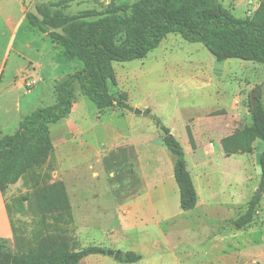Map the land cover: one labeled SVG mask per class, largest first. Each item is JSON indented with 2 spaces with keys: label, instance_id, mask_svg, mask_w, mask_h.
Returning <instances> with one entry per match:
<instances>
[{
  "label": "rangeland",
  "instance_id": "374dc122",
  "mask_svg": "<svg viewBox=\"0 0 264 264\" xmlns=\"http://www.w3.org/2000/svg\"><path fill=\"white\" fill-rule=\"evenodd\" d=\"M61 1L67 0H0V136L13 133L25 112L55 103V83L82 67L80 60L67 56L62 44L49 36L48 32H62L61 28L45 26L47 32L41 31L26 16L20 19V14L34 13L42 21L41 13L46 11L68 16L90 13L93 16L87 20H94L136 0H68L53 5ZM263 2L214 0L237 18L254 17ZM113 67L115 81L109 83V90L117 102L98 110L75 82L73 111L49 126L52 152L3 191L12 236L0 239L21 256L46 242L52 248L59 243L70 250L100 245L143 254L141 260L130 263L108 254H92L78 264H264V191L259 190L256 144L250 153L230 156L212 145L210 162L205 163L203 138L196 135L199 148L193 151L183 127L189 117L203 119L207 111L235 116V125L227 118L226 132L251 125V97L260 91L264 100V64L228 58L217 75L202 43L171 32L144 58L113 62ZM22 78L23 86L18 84ZM32 79L36 83L27 86ZM235 98L240 100L238 110L232 108ZM125 103L127 107L122 106ZM153 117L174 131L201 196L207 195V189L214 197L211 205L202 204L178 216L183 212L173 176L175 158L163 144ZM201 172L208 173L205 181L197 175ZM138 195L161 202L171 218L156 225L150 216L148 224L135 221L122 230L118 211H123V201ZM255 196L251 223L235 228L233 219L247 211ZM51 198H56L55 206H38ZM80 211L85 226L92 217L91 232H82L75 218ZM105 230L114 233L107 236Z\"/></svg>",
  "mask_w": 264,
  "mask_h": 264
},
{
  "label": "trees",
  "instance_id": "16d2710c",
  "mask_svg": "<svg viewBox=\"0 0 264 264\" xmlns=\"http://www.w3.org/2000/svg\"><path fill=\"white\" fill-rule=\"evenodd\" d=\"M41 15L42 21L34 13H27L26 17L44 32H47L45 26L61 28L62 32L51 30L49 36L58 45L62 44L67 56L80 60L82 67L55 83V103L25 114L13 133L0 136L2 193L24 173L45 162L52 152L49 126L73 111L75 82L98 110L112 106L117 102L109 90V83L115 81L113 62L144 58L171 32L179 33L189 42L202 43L220 60L240 58L264 64V2L252 18H237L214 0H136L130 5L113 8L94 20H87L93 16L90 13L68 16L46 11ZM122 106L127 107V104ZM248 108L252 124L221 141L227 156L250 153L259 139L264 143V100L260 91L251 97ZM153 120L162 131L163 144L175 158L173 176L179 189L180 207L184 211L191 210L198 195L187 169L184 149L169 127L158 117ZM187 131L194 146L191 131L189 128ZM261 156L259 190L264 191V150ZM257 200V196L253 197L247 211L232 221L234 227L241 229L251 223ZM56 202V198H51L42 200L38 206L51 208ZM50 245L51 242H46L21 256L13 254L5 240L0 239V264H78L90 254H106V248L100 245L74 250L68 249L65 243H59L56 248ZM141 258V253L129 250L122 253L121 261L130 263Z\"/></svg>",
  "mask_w": 264,
  "mask_h": 264
},
{
  "label": "crops",
  "instance_id": "0c3cea01",
  "mask_svg": "<svg viewBox=\"0 0 264 264\" xmlns=\"http://www.w3.org/2000/svg\"><path fill=\"white\" fill-rule=\"evenodd\" d=\"M0 6H1V4H0ZM22 8H23V6H22ZM25 13L26 12H23L20 14V16H19L20 19L25 18V16H26ZM0 17H2L1 10H0ZM17 56L21 57L22 53L20 51H18ZM1 64H0V73L2 71L1 70ZM223 66H224V64H223ZM2 74H3V71H2ZM23 81H24V78L19 80L18 84L22 85V86L25 85V83ZM27 91H30V89L29 90L27 89ZM233 102H234L233 103L234 105L232 108L234 110H238L237 108H240L239 107L240 100L235 98ZM223 108H220L219 110H223ZM16 110L20 112V106H18V109H16ZM225 110H228V109H225ZM25 114H27V113L25 112L24 114H22V116ZM203 115H204L203 119H198V120H196L193 117H189L187 119V121H185L183 123V127H184L185 135L188 138L189 143H190V140H189L187 128H189L191 131L194 143L196 144V147L191 146L193 151H197L199 148V144H198V142H196V135L198 134L199 136H201V138H203L201 140V142L204 143L203 148L205 149V154L202 156V160L206 163V162H210L209 150H211L212 145L215 147H218V148L220 147V151L222 152V154L227 156L224 153L223 148L221 146L222 139L232 133V132H226L228 130V129H226L227 128V126H226L227 125V118L232 119L231 123H233V125H235L237 122H236L235 116L230 114L229 112L216 113V114L212 115V114H210L209 111H207ZM250 117H251V115H250ZM202 128L204 129L203 132L201 131ZM170 130L173 131L172 129H170ZM0 134H3V133L0 131ZM187 169L189 170L188 164H187ZM189 173L191 175L193 184H194L195 189L197 191V195H198L197 203L193 209L188 210V211L182 210L183 213L179 212L178 216L189 214L190 212L197 210L202 204L209 206V205H211V202H212V201H210V199H214V197L211 198L212 195L210 193H208L207 189L205 190L207 195L205 197L201 196V194L199 192V188L196 184L195 178L191 174L190 170H189ZM207 174H208L207 172H201L200 174H197V175H199L198 177L201 178L202 180L204 179V181H205L206 177L208 176ZM205 185L207 188L209 187L208 183H206ZM155 188L156 187H153V189H155ZM139 198H140V196L138 195L135 199H131L129 201H123V204L121 205V207L123 208V211H121V212L118 211V213L120 214V219L118 221L119 222L118 224L122 230H124L125 227L129 228V226H132V224L135 221H143L144 224H148V222H149L148 218H150V216H152L153 224H156V225H159L162 220H169V218H171V216L166 215V210H164V209H166V206L163 205L161 202L156 203L150 197L147 200H142ZM179 200H180V195H179ZM222 204L230 206L231 202H228V203L223 202ZM232 205H236V203H232ZM125 208L127 209V211L124 210ZM82 214H83L82 211H80L79 213L76 212L75 218L77 219V221H79L81 223V228L83 226L82 232L86 233L88 230H90V232H91L92 231V225H93L92 217L90 218L89 223L86 224V226H85V222H84V219L82 217ZM226 219H228V218H226ZM233 220H235V219H233ZM112 232L113 231H109V230L104 231V233L107 236H108V234H112ZM232 235H233L232 236L233 238L236 237V233L233 232ZM11 236H12V226H11V222H10V212H9L8 207H7V203L5 202V198L3 196V193L0 191V237L9 238ZM239 251H240V248H239ZM121 253H124V252H121ZM90 255H92V254H90ZM88 256L84 257L82 260H84ZM142 258H143V254H142Z\"/></svg>",
  "mask_w": 264,
  "mask_h": 264
},
{
  "label": "water",
  "instance_id": "95a60500",
  "mask_svg": "<svg viewBox=\"0 0 264 264\" xmlns=\"http://www.w3.org/2000/svg\"><path fill=\"white\" fill-rule=\"evenodd\" d=\"M210 54L213 58L214 72L217 75H220L222 72V69H223L224 61L220 60L214 52H210ZM70 114L67 115L66 118H68L70 116ZM263 150H264V143L262 142L261 139H259L257 142L256 148H255V161H256L258 173H260V174L262 172V166H261V157L262 156H261V154H262ZM106 254L113 256L116 260H119V261H121V259H122V253L120 251L106 250Z\"/></svg>",
  "mask_w": 264,
  "mask_h": 264
},
{
  "label": "built area",
  "instance_id": "2783aa9c",
  "mask_svg": "<svg viewBox=\"0 0 264 264\" xmlns=\"http://www.w3.org/2000/svg\"><path fill=\"white\" fill-rule=\"evenodd\" d=\"M35 83H36V80H35V79H32L31 82H30L29 84L27 83V86H32V85H34Z\"/></svg>",
  "mask_w": 264,
  "mask_h": 264
}]
</instances>
